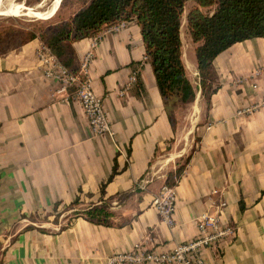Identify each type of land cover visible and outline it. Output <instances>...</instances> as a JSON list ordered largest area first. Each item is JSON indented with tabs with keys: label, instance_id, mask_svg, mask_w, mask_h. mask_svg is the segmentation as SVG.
<instances>
[{
	"label": "crops",
	"instance_id": "0c3cea01",
	"mask_svg": "<svg viewBox=\"0 0 264 264\" xmlns=\"http://www.w3.org/2000/svg\"><path fill=\"white\" fill-rule=\"evenodd\" d=\"M180 39L191 84L197 44L186 17ZM67 45V68L87 61L113 134H93L71 90L45 77L38 40L0 41V264H104L136 245L168 253L198 235L196 218L205 213L232 234L201 250L204 264H264V38L215 57L216 88L205 103L196 96L185 134L167 114L135 18ZM163 187L175 197L171 224L152 205ZM73 205L82 213L104 207L117 223L80 214L54 234L26 224L13 230Z\"/></svg>",
	"mask_w": 264,
	"mask_h": 264
},
{
	"label": "trees",
	"instance_id": "16d2710c",
	"mask_svg": "<svg viewBox=\"0 0 264 264\" xmlns=\"http://www.w3.org/2000/svg\"><path fill=\"white\" fill-rule=\"evenodd\" d=\"M188 1L196 4L187 15V28L197 44L195 57L201 77L210 78L213 60L232 45L264 38V0H92L53 36L46 48L67 68L71 60L68 43L94 37L105 27L135 18L165 109L172 98L191 102L194 92L181 62L180 39L181 17ZM202 9L213 10L205 13ZM182 170L179 167L174 175H168L166 185H174ZM82 216L104 224L97 218L110 214L104 207H94Z\"/></svg>",
	"mask_w": 264,
	"mask_h": 264
},
{
	"label": "built area",
	"instance_id": "2783aa9c",
	"mask_svg": "<svg viewBox=\"0 0 264 264\" xmlns=\"http://www.w3.org/2000/svg\"><path fill=\"white\" fill-rule=\"evenodd\" d=\"M118 27L119 25L113 26L110 30H116ZM38 55L44 67L45 77L56 79L61 91L71 90L69 98L81 104L92 133L112 135V127L102 101L94 94L87 78V61L78 71L73 72L62 66L44 46L41 47ZM152 205L164 222L172 223L175 197L171 188L163 187L160 194L153 199ZM196 224L198 235L193 240L178 245L171 252L156 254L136 245L129 252L108 256L104 264H204L201 250L216 248L231 236L232 231L221 227L217 217L206 213L196 218Z\"/></svg>",
	"mask_w": 264,
	"mask_h": 264
},
{
	"label": "rangeland",
	"instance_id": "374dc122",
	"mask_svg": "<svg viewBox=\"0 0 264 264\" xmlns=\"http://www.w3.org/2000/svg\"><path fill=\"white\" fill-rule=\"evenodd\" d=\"M91 1L60 0L56 10L50 15L55 0H17V3L24 5V9L41 12L45 15L35 18L34 16L0 17V41L3 44L6 41L9 44L12 41L24 43L36 39L41 43V46L48 47L47 44L51 42L53 36L58 34L57 32L64 28L65 25L69 24L79 12L86 9ZM192 7V3L185 6L181 21L186 17L187 22L188 13L194 9ZM212 10H203V12L212 13ZM112 27H105L104 31ZM191 79L195 80L194 82L191 80L192 82L190 84L194 92L193 100L184 103L180 99L172 98L166 106L171 123L178 127V134L183 132L185 134L189 129L190 123L194 120L193 116L198 114L196 109L193 114L190 109L191 105L195 102L196 96L200 95V103H205L208 95L216 88L215 84H212L211 75L210 78L206 76L201 77L197 72V75ZM193 141L195 143L197 142L196 136L193 137ZM84 208L73 205L67 208L55 209L49 213H40L30 218L27 223L18 224L13 230H17L19 226L26 224L27 226L24 229H37L42 233L54 234L67 227L72 220L77 218V215L83 214L81 210ZM97 221H102L104 224L117 223V221L109 220V217L104 216L97 218Z\"/></svg>",
	"mask_w": 264,
	"mask_h": 264
},
{
	"label": "bare ground",
	"instance_id": "6f19581e",
	"mask_svg": "<svg viewBox=\"0 0 264 264\" xmlns=\"http://www.w3.org/2000/svg\"><path fill=\"white\" fill-rule=\"evenodd\" d=\"M16 1L17 0H0V17L34 16L35 18L43 17L45 15L41 12L29 11L27 9H24V5L17 3ZM59 2L60 0H55L50 14L56 10Z\"/></svg>",
	"mask_w": 264,
	"mask_h": 264
}]
</instances>
